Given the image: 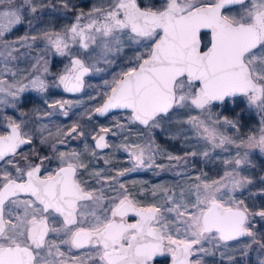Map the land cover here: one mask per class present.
Instances as JSON below:
<instances>
[{
	"label": "snow or ice",
	"instance_id": "obj_1",
	"mask_svg": "<svg viewBox=\"0 0 264 264\" xmlns=\"http://www.w3.org/2000/svg\"><path fill=\"white\" fill-rule=\"evenodd\" d=\"M48 9L73 20L56 28ZM55 56L67 61L58 70ZM97 74L110 78L81 119L122 112L111 127L55 122L80 101L23 110L25 92L79 94ZM241 101L254 123L218 111ZM157 130L181 142V154L162 147ZM77 139L83 152L61 150ZM105 150L124 151L130 166L116 167ZM221 153L222 174L193 170L195 158ZM256 153L264 0H96L87 11L74 0H0V264H264ZM142 169L179 179L130 189L122 178Z\"/></svg>",
	"mask_w": 264,
	"mask_h": 264
},
{
	"label": "rangeland",
	"instance_id": "obj_2",
	"mask_svg": "<svg viewBox=\"0 0 264 264\" xmlns=\"http://www.w3.org/2000/svg\"><path fill=\"white\" fill-rule=\"evenodd\" d=\"M45 2H49V0H45ZM74 2L78 3L81 7L85 8V11L88 10L89 7L93 3L96 2V0H74ZM43 15L47 18H50L53 25L56 28L62 27L64 24L71 23L73 18L71 15L65 14L62 11H52L51 9L45 10ZM26 31L25 27H20L13 33L9 35V39H14L16 36L23 34V32ZM131 53H129L130 55ZM67 61L64 58H61L59 56L52 57V63L55 65L54 70L60 69L64 63ZM26 63H22L21 67H26ZM110 78L107 77L106 74H97L92 77H88L86 80V85H91V87L85 88L84 92L76 94L73 98H67V100L72 101H80V103L73 107L70 111V118L65 117H59L56 118L55 122L57 124L62 125L65 129L70 128L71 125L76 121H81V123L84 124L85 128L89 132H98L101 127H111V125L117 120V119H123V113L122 112H113L110 113L107 117H97L94 116L90 121L87 119V116H84L83 119H81V116L83 113L86 112V110L90 109L92 106L96 104V101H89L88 97L89 95H95L96 91L99 90L100 85L102 84V78ZM59 88H52L50 89L49 93L46 96H42L41 94L35 92V91H28L32 93H36L40 100L41 105L39 106L40 109H43L45 106L43 104V100L47 99L50 102L54 100H59L55 96L54 92H57ZM27 93V92H25ZM56 97V98H55ZM218 111H222L225 115H232L237 114L242 118L243 123H254L256 117L255 114L245 108V104L241 101L239 104H233L229 103L226 107L222 106ZM9 114H11V110H9ZM18 115V113H17ZM246 130V129H245ZM157 142L164 148L168 149L170 152L181 154L182 152V145L179 141H172L167 138V136L159 132L157 130ZM110 143H121L122 139L118 136H111L109 134L108 136ZM87 144L89 146L93 145V141L91 140V137L89 136L87 139ZM84 145L85 141L84 139H77V140H69L68 147L64 148V146H61V150H70L75 149L77 151H84ZM105 153H108L112 156L114 164L116 167L123 168L130 166L128 164V155L124 151L115 152L112 153L110 150H105ZM226 154L221 153L220 157H217L216 159H203L200 157L195 158L194 160V167L193 170L197 171L199 169H203L204 171L208 172V175L211 177H217L219 174H222L223 172V166L221 164V157L225 156ZM253 162L257 165V168L255 171H259L261 167H264V155H261L259 153H256L252 156ZM157 163H164L169 164L168 161L163 160L159 157H157ZM98 167H104L103 161H100L97 165ZM177 171L179 169H176ZM245 174L251 175V170H246ZM127 182V185L130 189L133 190H139L140 187H147L151 188L152 185H171L173 184L178 177L174 175L172 171H159L158 169H149V170H138L135 172H132L128 174L127 176L122 178ZM135 182V184L133 183ZM210 264H219L218 258H209Z\"/></svg>",
	"mask_w": 264,
	"mask_h": 264
},
{
	"label": "trees",
	"instance_id": "obj_3",
	"mask_svg": "<svg viewBox=\"0 0 264 264\" xmlns=\"http://www.w3.org/2000/svg\"><path fill=\"white\" fill-rule=\"evenodd\" d=\"M23 96H24V105H23L24 111H30L33 108H39V106L41 105V100L36 93L27 92L24 93Z\"/></svg>",
	"mask_w": 264,
	"mask_h": 264
},
{
	"label": "flooded vegetation",
	"instance_id": "obj_4",
	"mask_svg": "<svg viewBox=\"0 0 264 264\" xmlns=\"http://www.w3.org/2000/svg\"><path fill=\"white\" fill-rule=\"evenodd\" d=\"M87 78L88 77H86L85 80H87ZM54 94L57 97V99H67V98L69 99V98H73L76 95V94L73 95V94L65 93V92H63L62 89H58V91L57 92H54Z\"/></svg>",
	"mask_w": 264,
	"mask_h": 264
},
{
	"label": "water",
	"instance_id": "obj_5",
	"mask_svg": "<svg viewBox=\"0 0 264 264\" xmlns=\"http://www.w3.org/2000/svg\"><path fill=\"white\" fill-rule=\"evenodd\" d=\"M113 112H119V111H113ZM112 113V112H111ZM94 143V142H93Z\"/></svg>",
	"mask_w": 264,
	"mask_h": 264
}]
</instances>
